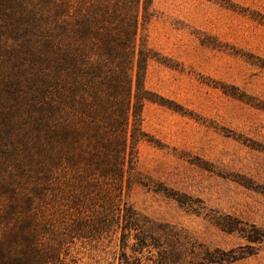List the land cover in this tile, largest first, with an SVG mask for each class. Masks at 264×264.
Returning <instances> with one entry per match:
<instances>
[{"label":"trees","instance_id":"obj_1","mask_svg":"<svg viewBox=\"0 0 264 264\" xmlns=\"http://www.w3.org/2000/svg\"><path fill=\"white\" fill-rule=\"evenodd\" d=\"M153 3L0 0V264H62L103 217L139 227L122 193L143 107L188 112L146 85Z\"/></svg>","mask_w":264,"mask_h":264},{"label":"rangeland","instance_id":"obj_2","mask_svg":"<svg viewBox=\"0 0 264 264\" xmlns=\"http://www.w3.org/2000/svg\"><path fill=\"white\" fill-rule=\"evenodd\" d=\"M153 8L140 34L161 58L146 85L188 112L145 103L122 193L139 227L103 217L62 264H264V0Z\"/></svg>","mask_w":264,"mask_h":264}]
</instances>
